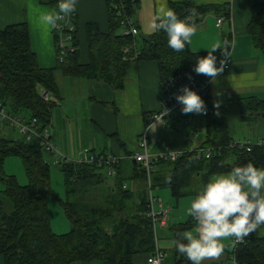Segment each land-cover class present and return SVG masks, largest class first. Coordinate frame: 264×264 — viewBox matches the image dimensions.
Masks as SVG:
<instances>
[{"label":"trees","instance_id":"trees-1","mask_svg":"<svg viewBox=\"0 0 264 264\" xmlns=\"http://www.w3.org/2000/svg\"><path fill=\"white\" fill-rule=\"evenodd\" d=\"M42 1L56 8L57 0ZM105 4L107 31H100L96 23L86 24L87 61L81 63L75 30V50L66 55L63 63H58L64 74L83 76L113 89H121L132 61L151 60L158 66L160 80L179 70H189L197 77L204 76L197 75L193 68L198 56H205L208 51L194 52L189 45L184 51H173L167 45L163 30L136 36L138 55L131 59L133 51L124 53L123 49L132 42V36L122 33L118 13L133 15L139 8V0H105ZM169 9L181 19L188 18L191 24L210 10L229 17L228 5L181 1L171 2ZM247 32L253 46L264 55L263 2L253 0ZM214 54L218 64L221 50ZM54 70L38 66L25 23L0 29V103L8 112L24 119L34 118L40 127H47L56 101L44 99L41 91H48L57 99ZM205 102L211 111L200 117L204 127V139L200 145L214 149L211 157L197 158L193 152H187L176 161L155 162V165L167 164L169 176L160 180L154 167L152 186H169L174 198L186 193L192 174L199 173L205 178L248 161L264 168V145L254 146L251 151L228 147L233 139L228 134L225 108H210ZM258 108L263 110L264 105ZM44 152L35 137H0V181L4 184L0 190V254L4 257V264H78L94 260L100 264H133L134 254L153 253L155 232L151 220L145 215L146 188L135 196L124 187L130 178L122 176L118 163L113 164L116 170L111 176L113 183L104 186L108 175L103 169L107 170V164L98 166L67 159L58 162L66 187V200L59 201L70 221V229L61 234L54 233L48 217L49 164L44 159ZM9 156H19L22 160L27 178L25 184H19L14 175L3 172V163ZM137 176L146 180L145 169L134 163L133 177ZM95 187L99 191L96 196L92 194ZM6 201L10 203L9 210L5 207ZM192 227L191 218L173 224L174 243L180 232ZM228 252L235 264H264V237L250 235L231 246ZM175 264H191L176 247Z\"/></svg>","mask_w":264,"mask_h":264},{"label":"crops","instance_id":"crops-1","mask_svg":"<svg viewBox=\"0 0 264 264\" xmlns=\"http://www.w3.org/2000/svg\"><path fill=\"white\" fill-rule=\"evenodd\" d=\"M181 1H192L204 5H228L229 17L224 16L220 25L216 24V19L223 15L212 10L192 23L195 33L189 48L194 52L208 51L214 44L224 45L227 43L231 60L225 66L217 82L215 84L210 82L208 105L210 108H215L213 106L214 100L221 101L219 107L225 108L228 134L233 140L255 141L257 138H264V117L245 113H264V109L258 108L264 105V55L253 46L252 39L247 32V25L252 15L253 0H139V8L133 13L134 21L139 29L138 35L154 33L155 30L152 25L157 22V17L162 14L161 10L169 9L171 2ZM258 1L264 3V0ZM53 9H55L54 6L42 0H0V29L11 24L25 23L28 27L31 51L41 68H56L57 65L53 28L43 24L40 20L42 13ZM76 13L80 62L86 63L85 26L88 23H96L100 31H107L108 21L105 0H77ZM138 35L137 37H139ZM137 41H135L136 46ZM54 72L62 77V83H64L65 78L61 74L62 71L55 69ZM83 79L89 82H85ZM66 82H69L67 85L69 92L65 89V95L60 93V87L57 85L58 97L56 105L52 108L50 123L47 126L51 142L63 158L67 160L77 161L80 157H84V149H88L90 153H103L104 155L114 156L120 165L122 176L130 178L125 181L126 188L132 191L135 196L143 192L146 188V180L138 176L133 177L135 162L131 157L135 152L131 147L133 137L139 135L141 129L138 118L127 116L125 105L119 100L117 103L121 111L117 107L116 111L110 110L102 104V102H109L107 100L112 97V89L109 85L93 82L78 75H69ZM156 82L159 84L160 75L155 61H132L126 70L123 87L116 94L117 99H120L121 92L139 90L142 108L141 122L143 124L147 120L146 116L159 107V98L157 104L152 99V96L156 93V90H154ZM214 93L218 94L214 95ZM81 97L89 100L86 106L88 108L86 114L90 126L83 134L86 138L83 141V136L78 134L80 130L75 125H65L71 131L68 143L65 141L66 129L61 126L59 120L64 123L69 120V116L72 118L79 116L81 110L80 108L77 110L78 106L73 101ZM55 108L56 110H54ZM137 121L139 124H136ZM200 121L202 122V120ZM200 124H203V122ZM160 127L166 133L170 131L169 129H172V127ZM14 130L17 131L7 124L0 123V137L13 139ZM74 131L77 133L73 136ZM100 132L104 134H100ZM19 136L21 135L19 134ZM75 136L78 137V140L74 139ZM203 139L204 127L201 142ZM125 144H130V148L127 149ZM191 147L192 145L186 146L182 141H177L168 136V138L158 140V143L156 142L152 147H149V150L151 152H166L186 150ZM107 148L109 153L105 151ZM167 167V164L155 165V171H157V177L160 180L168 178L169 168ZM104 173L112 176L107 174V170ZM211 175L204 178L199 173L192 174L186 187V193L179 198L173 197L171 189L167 185L152 186L155 198L154 209L156 211H166L167 214L166 224L158 226L155 231V248L157 247L164 252L162 264H175V243L172 239L171 226L190 218L186 215V209L190 201L195 198L196 192L207 182ZM151 178L152 175L150 177L152 185ZM106 182L104 186L112 184L113 178L106 179ZM161 187L162 189H159ZM251 236L255 238L264 237V231L253 233ZM224 243L226 247L223 254L216 260L205 261V264H233L232 257L228 252L232 246V241L226 240ZM146 258V253L134 254L132 261L133 264H147ZM0 264H4V257L1 254Z\"/></svg>","mask_w":264,"mask_h":264},{"label":"clouds","instance_id":"clouds-1","mask_svg":"<svg viewBox=\"0 0 264 264\" xmlns=\"http://www.w3.org/2000/svg\"><path fill=\"white\" fill-rule=\"evenodd\" d=\"M76 6L77 0H58L56 8L42 13L40 20L54 29L59 21L76 12ZM161 13L152 25L153 29L166 33L170 49L184 51L191 44L194 26L188 18L178 17L172 9H162ZM218 49L221 50L219 64L214 54ZM229 57L227 43L214 44L207 55L198 56L193 71L207 76L215 84ZM175 98L182 105L184 114L207 113L205 100L189 85H183ZM220 102L214 100L213 106L218 109ZM186 215L191 218L193 227L179 233L175 241L177 252L191 264L218 259L225 250L224 241L231 240L235 246L251 234L264 231V168L248 161L227 171L213 173L190 201Z\"/></svg>","mask_w":264,"mask_h":264},{"label":"built area","instance_id":"built-area-1","mask_svg":"<svg viewBox=\"0 0 264 264\" xmlns=\"http://www.w3.org/2000/svg\"><path fill=\"white\" fill-rule=\"evenodd\" d=\"M57 3L58 0L56 1V6ZM76 14L77 13L75 12L70 17L59 21L58 26L53 29L56 50L59 56L58 63H63L66 55L69 52H73L75 50L76 46L73 44V37L76 30ZM118 14L121 15L120 25L122 27V33L132 36V42L124 47L123 52L127 53L129 51H133L131 59H135L138 55V49L135 42V37L139 34L138 26L136 25L132 14ZM223 19L224 15L217 17L216 24L220 25ZM230 60L231 59L229 57L227 59L226 66L230 63ZM189 76H191L190 79ZM183 85H189L191 88L199 92L203 99L207 101L210 91V80L207 76L197 77L189 70H179L162 78L158 85L159 108L148 114L143 129L139 134V149L131 156L135 163H137L141 168L145 169L148 200L145 215L151 220L154 231H156L158 226H164L167 219L166 211H156L154 209L155 198L152 192L150 177L154 171L155 162L160 160L176 161L183 153L187 152H193L197 158H209L214 151L213 148L201 146L200 143L195 147L186 150H170L166 152H151L149 150V131L154 125L159 124L163 128H173L177 126L180 127L183 124L188 123L191 137H196L197 129L192 124V121L198 120L201 116H204L210 112V109L207 108L206 114H184L182 112V105L178 103L175 98L176 93L181 90ZM41 92L44 99L56 101L55 97L48 93V91L43 92L42 90ZM0 123L7 124L15 128L21 136H24L27 139L33 137L37 138L41 148L47 153L51 154L52 157H55L56 162H59L61 158L64 159L62 154L51 142L48 127H40L36 119H24L19 115L10 113L0 103ZM262 145H264V138H257L255 141L232 140L228 147L251 151L254 146ZM83 153L85 156L80 157L77 160L78 162L94 163L98 166L107 164V174H115L116 170L114 169L113 164H116L117 160L114 156L104 155L103 153H90L88 149H84ZM242 241L235 243V246ZM163 259L164 252L156 247L153 253L147 256L146 262L147 264H162ZM232 261L233 264H235L233 257Z\"/></svg>","mask_w":264,"mask_h":264},{"label":"rangeland","instance_id":"rangeland-1","mask_svg":"<svg viewBox=\"0 0 264 264\" xmlns=\"http://www.w3.org/2000/svg\"><path fill=\"white\" fill-rule=\"evenodd\" d=\"M54 46L56 49L55 44H54ZM58 58H59V56H58L57 50H56L57 65H56L55 69L56 70L58 69L61 72V68L59 69V67H58ZM61 74L65 78L64 83H62V79H61L62 77H60L57 73L54 74V78H55V81L57 83L56 85H58V87H60V90H59L60 93L65 95L66 94L65 89H66V91H68L67 85L69 83V82H66V78H69V75H67V74L64 75L62 72H61ZM84 81L89 82L87 80H84ZM158 85H159L158 82H156L154 85V90H156V93H154V95L152 96V99L156 102V104L158 103V98H159ZM150 86H152V84H150ZM111 89H112V97L109 100H107L109 102H102V104L105 107L107 106L108 109L116 111L117 108L119 109L118 103H117L119 100L121 103H123L125 105V111H126L127 116L138 118L140 126H141V129H140V132H141L145 122H144V124L141 122L142 108H141V95H140L139 90L136 89V90H128L126 92H121L120 99H117L116 94L118 93L119 89H113V88H111ZM73 102L77 104V106H78L77 110H79V108L81 110L79 113V116L77 118H72L71 116H69V120L65 121L64 123L59 120V123L61 124V126L63 128L65 127V125L66 126H68V125L72 126V124L75 125L76 128L78 130H80V132H78V134L83 136V134L86 132V130L90 126L89 122L87 120V114H86V111H88V108L86 106L88 105L89 100L81 97V98L75 99ZM54 110H56V108ZM52 123H53V121H52ZM139 123H138V121L136 122V124H139ZM200 123H202L200 120L199 121L198 120L192 121V124L197 129V136L196 137H191L190 132H189V124L188 123L183 124L180 127H178V126L173 127L172 129H169L170 131L167 133L164 131V129H162L160 127L159 124H156L149 131V138H148L149 143H150L149 147H152V145L155 144L156 142L158 143V140H161L162 138H168V136H169L172 139H176L177 141H182L186 146L192 145L191 148H193L201 142V135L203 133V124H200ZM49 128H50V126H49ZM65 129H66L65 130V141L69 143L68 138H69V134L71 133V131H70L69 127H65ZM76 133L77 132L74 131L73 136ZM100 134H104V133L100 132ZM12 137H13V139H18L21 136H19V133H17V131L14 130ZM74 139L78 140V137L75 136ZM118 139H119V137H118ZM138 139H139V135L134 136L132 143H131V147L135 151H137L139 149L138 148ZM240 139L242 140L243 138H240ZM85 140H86V138H85V136H83V141H85ZM125 146L127 149L130 148V144L129 145L125 144ZM105 151L107 152L108 148L105 149ZM107 153H109V152H107ZM43 154H44L45 161L49 164V188H50V192L47 193V208H48L49 222L51 225V229L54 233H57V234L65 233L70 229V221L66 217V215H65V213L61 207V202L66 200V187H65V183H64V176H63V173L59 170L58 161L56 162L55 157H52V155L47 153V152H44ZM61 160H62V158H61ZM3 172L5 174H8V175H14L19 184H25L27 182V178H26L25 173H24L22 160L20 159L19 156L7 157L3 163ZM103 172H105V169H103ZM111 178H112L111 176H107V179L110 180ZM3 188H4V184L0 181V190H2ZM159 189H162V187ZM155 191H156V188H155ZM97 192H99V191H96V187H95L92 190V194L96 196ZM153 192H154V190H153ZM5 207L7 210H9L10 203L6 201ZM78 264H100V263H99V261L94 260V261L78 263Z\"/></svg>","mask_w":264,"mask_h":264},{"label":"water","instance_id":"water-1","mask_svg":"<svg viewBox=\"0 0 264 264\" xmlns=\"http://www.w3.org/2000/svg\"><path fill=\"white\" fill-rule=\"evenodd\" d=\"M246 114H249V115H252V114H255V116H261V117H264V113H253V112H245Z\"/></svg>","mask_w":264,"mask_h":264}]
</instances>
